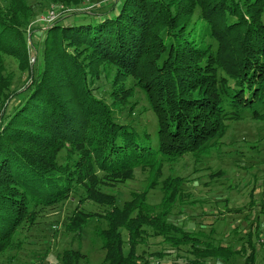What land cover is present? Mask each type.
I'll list each match as a JSON object with an SVG mask.
<instances>
[{"label": "trees", "instance_id": "trees-1", "mask_svg": "<svg viewBox=\"0 0 264 264\" xmlns=\"http://www.w3.org/2000/svg\"><path fill=\"white\" fill-rule=\"evenodd\" d=\"M42 1L70 7L72 13L65 17L72 15L73 21L65 24L60 17L48 25L38 65L31 68L26 29L41 15L33 16L27 0L0 2V111L8 101L14 104L0 121V254L22 226L34 223L30 204L52 206L82 187L79 204L89 200L107 208L99 215L107 227L95 232L105 251L103 264H164V256L182 252L189 264H228L237 255L243 264H254L257 247L264 243L253 242L251 231L233 249L221 241L212 243L203 230L187 232L172 224L169 216L182 203L186 180L159 178L164 162L190 153L198 158L217 146L226 123L241 120L243 111L254 120L263 118L264 22L258 12L264 5L251 12L237 0H177L181 6L176 10L163 0ZM109 4V10L99 13ZM195 7L204 21L197 44L183 40L194 30ZM76 15L82 18L77 21ZM164 30L172 40L164 41ZM175 36L179 38L173 40ZM205 37L215 42L214 51ZM5 56L30 76L29 84L13 88ZM103 65L115 67L118 91L124 77H131L144 92L156 118L155 144L149 133L117 124L107 103L93 94L90 83ZM217 70L225 76L219 78ZM119 96L130 97L132 91L112 98ZM63 149L68 162L57 166ZM73 155L77 160L72 164ZM137 168L148 170V184L122 205L98 189L102 179H132ZM157 186L161 199L149 204L148 194ZM256 204L251 200L255 219L257 210L264 212V204ZM96 216L76 207L65 229L80 237ZM254 227L258 230L257 219ZM149 238L161 239L157 251L139 253ZM77 255L65 252L61 260L76 264Z\"/></svg>", "mask_w": 264, "mask_h": 264}, {"label": "rangeland", "instance_id": "rangeland-1", "mask_svg": "<svg viewBox=\"0 0 264 264\" xmlns=\"http://www.w3.org/2000/svg\"><path fill=\"white\" fill-rule=\"evenodd\" d=\"M4 0H0L2 3ZM33 8V16H39L30 23L26 29L29 46V67L38 65L39 49L45 47V34L48 25L51 23L42 20L50 10L56 9V19L64 17L65 24L73 21V16H66L72 13L70 7L61 4H47L42 0H27ZM106 3L113 0H105ZM242 9H250L251 12L260 11L264 5V0H237ZM166 6H181L177 0H163ZM111 4V3H110ZM110 4L101 10H109ZM250 6V7H249ZM84 8L77 12H82ZM76 12V11H75ZM260 20L264 22V9L258 12ZM77 17V18H76ZM78 21L81 15H76ZM201 11L195 7L192 12L193 32L184 35L183 40L192 39L190 42L197 44L201 40L204 21ZM233 19V18H230ZM63 20V19H62ZM194 34L193 36H191ZM164 41L170 39L167 30H164ZM180 37V34H178ZM179 37H174L173 40ZM54 39L50 43L52 47ZM206 44L216 48V44L211 39L205 37ZM176 42V41H174ZM34 45V46H33ZM38 54V55H37ZM6 74L11 77L13 88L16 89L29 84L30 76L25 75L18 68L17 61L11 57H4ZM97 77L90 83L93 94L103 99L112 111L114 121L120 125H129L139 134L149 133L152 143L156 142L157 124L156 118L150 109L147 98L131 77H124V81L119 85L123 86L125 92L132 91L130 97H112L122 93L119 87H115L116 69L111 65H103L97 72ZM219 78L225 75L221 70H217ZM227 90H234L233 84H227ZM13 100L3 105L0 111V121L5 114H9ZM14 105V104H13ZM227 130L220 139L217 146L209 149L205 154H199L198 158L192 153L177 159L174 162H164L162 175L159 181L166 177H181L186 180L183 184L182 203L179 204L169 216V221L175 226H181L187 232L197 233L203 230L204 235L217 244L219 241L230 244L233 249H237L246 239V233L251 231L253 242H259L264 238V212L257 210L260 215L257 219V229H253L255 212L251 200L257 206L264 204V116L262 119L254 120L248 110L242 112V119L239 121L227 122ZM3 125V121H2ZM77 154V153H76ZM66 150L59 152L56 165H65L68 161ZM77 160V155H73L72 164ZM99 177L102 174L97 172ZM103 182L98 189L104 193L114 195L117 204L120 206L131 197V193L141 192L147 186L149 173L147 169L137 168L133 178L124 182H116L102 179ZM159 184V183H158ZM156 187L152 189L147 197L149 204H157L162 193ZM252 195V196H251ZM84 197L82 187L72 193L67 199L52 206H37L30 204V210L34 212V223L24 225L17 231L11 246L0 254V264H63L62 256L65 252L77 255L76 264H103L105 251L101 248L100 240L95 235L99 228L106 229V223L99 218L105 209L94 202L85 200L79 204V199ZM78 207L80 211L91 215L93 218L80 233V237L65 229L68 218L74 209ZM251 221V225L248 224ZM213 230L210 232V228ZM234 228H237L235 232ZM258 231V238L256 237ZM200 233V232H199ZM126 238L124 234V239ZM242 239V241H241ZM259 239V240H258ZM160 238H149L146 240L148 247L139 249V253L145 251L147 255L157 251L156 243ZM260 244V243H259ZM127 252V246H124ZM182 252L179 255L172 253L164 256V264H189L188 257ZM264 256V248L257 247L254 264H260ZM244 258L237 255L231 258L228 264H243Z\"/></svg>", "mask_w": 264, "mask_h": 264}, {"label": "built area", "instance_id": "built-area-1", "mask_svg": "<svg viewBox=\"0 0 264 264\" xmlns=\"http://www.w3.org/2000/svg\"><path fill=\"white\" fill-rule=\"evenodd\" d=\"M56 9H54V10H50V11H48L47 13H45V17H44V19L42 20L43 22H46V23H52L55 19H56V17H57V15H56ZM259 243H264V238H262L260 241H259ZM260 264H264V257H263V259L261 260V262H260Z\"/></svg>", "mask_w": 264, "mask_h": 264}]
</instances>
